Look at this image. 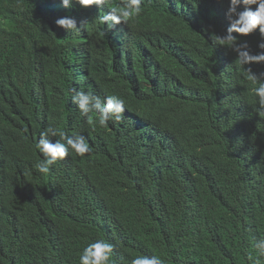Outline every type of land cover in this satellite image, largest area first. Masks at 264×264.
Wrapping results in <instances>:
<instances>
[{
  "label": "clouds",
  "instance_id": "clouds-1",
  "mask_svg": "<svg viewBox=\"0 0 264 264\" xmlns=\"http://www.w3.org/2000/svg\"><path fill=\"white\" fill-rule=\"evenodd\" d=\"M192 1L0 0V58L13 75L32 80L42 76L48 50L23 27L28 16L34 19L40 9L38 17L47 20L65 43L60 61L73 65L77 74L88 78L94 68L128 62L141 68L126 82L122 97L101 98L83 87L70 89L71 104L90 125L88 138L49 126L35 136L37 157L24 152L25 157L37 159L33 172L7 154L0 156V171L48 184L49 196L58 195L61 184L64 192L70 190L69 199L82 206L99 202L95 191H103L107 183L103 158L118 147L119 153L143 163L138 169L145 174L146 199H155L159 209L170 207L176 189L182 190L175 204L186 223L169 228L167 223L153 224L169 244L179 235L181 256L195 250L190 245L202 229L203 203L195 183L216 184L222 179L226 157L239 158L246 152L252 103L254 114L264 116V0H226L215 29H202V39L196 41L178 23L188 18L195 22L193 27L201 28L198 19L207 9V0H195L196 11ZM217 2L213 0V5ZM185 35L192 42H185ZM38 36L44 38L39 31ZM194 67H198V86L190 97L178 77ZM146 85L152 101L123 99L130 90ZM59 98L63 99L62 93ZM110 122L117 140L95 127L108 128ZM67 123L75 129L80 121L70 116ZM28 201L37 205L10 207V217L6 210L0 212V227L12 239L45 237L44 244H54L55 239L47 238L51 236L47 226L44 233L31 223L44 215L41 199ZM184 233L188 235L183 237ZM242 256L245 264H264V235L251 237ZM78 264H116L114 245L107 238L90 241L80 251ZM130 264L166 261L160 255L139 254Z\"/></svg>",
  "mask_w": 264,
  "mask_h": 264
},
{
  "label": "trees",
  "instance_id": "trees-1",
  "mask_svg": "<svg viewBox=\"0 0 264 264\" xmlns=\"http://www.w3.org/2000/svg\"><path fill=\"white\" fill-rule=\"evenodd\" d=\"M220 2L214 5L213 0L205 2L207 9L202 19H198L201 28L193 27L195 22L188 18L178 19L181 31L193 35L195 41L202 39L201 30L215 29L221 19L227 3ZM192 3L196 11V1ZM41 14L42 9L34 13V19L28 16L29 22L23 26L35 43L48 50L41 78L32 80L13 75L0 58V156L9 155L13 162L26 166L30 172L37 159L25 157L24 152L37 157L35 136L42 129L52 126L69 135L79 132L89 136L90 125L71 104V88L83 87L101 98L112 94L122 97L126 82L141 72L140 67L128 62L99 66L92 69L88 78L77 74L73 65L60 61L59 53L65 43L53 33L47 20L38 17ZM38 31L44 38H39ZM182 39L192 42L187 35ZM197 69L194 67L178 77L188 88L190 97L198 86ZM60 93L63 99L59 98ZM123 99L152 101L150 86L130 90ZM254 107L252 103L251 126L245 134L246 152L239 158L226 157L221 166L222 179L216 184L195 183L203 196L202 229L190 245L195 246L192 252L181 256L179 250L184 248H178L179 235L169 244L153 224L167 223L169 228L174 223H186L181 208L175 204L182 190L176 189L170 207L159 209L155 199H146L145 174L138 169L143 163H135L127 153H119L117 147L103 158L107 183L103 191H95L100 196L99 202L82 206L69 199L70 190L64 192L61 184L58 195L49 196L48 184L24 179L26 176L19 173L8 175L0 171V212L6 210L10 217L8 208L37 205L28 200L38 197L44 215L31 220L37 223L33 229L46 233L43 227L47 226L51 235L47 238L55 239L54 244H44L45 237L12 239L0 227V264H78L82 248L97 238H107L114 245L116 264H130L139 254L160 255L166 264H245L242 254L250 247V238L264 235V116H256ZM70 116L79 119L78 128L73 129L67 123ZM95 127L103 136L117 140L114 123L110 122L108 128Z\"/></svg>",
  "mask_w": 264,
  "mask_h": 264
}]
</instances>
